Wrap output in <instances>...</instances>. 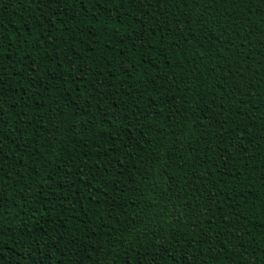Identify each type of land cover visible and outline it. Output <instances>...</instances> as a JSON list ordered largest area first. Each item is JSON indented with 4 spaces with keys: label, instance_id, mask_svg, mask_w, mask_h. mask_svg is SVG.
Here are the masks:
<instances>
[{
    "label": "trees",
    "instance_id": "trees-1",
    "mask_svg": "<svg viewBox=\"0 0 264 264\" xmlns=\"http://www.w3.org/2000/svg\"><path fill=\"white\" fill-rule=\"evenodd\" d=\"M0 264H264V0H0Z\"/></svg>",
    "mask_w": 264,
    "mask_h": 264
}]
</instances>
